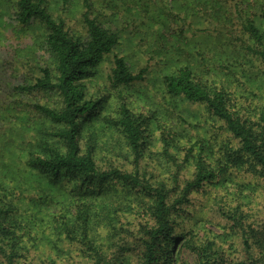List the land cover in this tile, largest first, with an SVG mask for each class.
<instances>
[{
  "label": "trees",
  "instance_id": "obj_1",
  "mask_svg": "<svg viewBox=\"0 0 264 264\" xmlns=\"http://www.w3.org/2000/svg\"><path fill=\"white\" fill-rule=\"evenodd\" d=\"M14 1L20 24L38 18L46 26L45 44L55 62V73L42 67L35 81L16 90L55 88L61 104H35L54 123L49 136L38 138L32 129L27 152L7 160L0 155V264H264V104L254 101L253 91L264 101V0L163 3L183 33L212 46L209 58L176 61L161 78L163 92L178 110L203 107L212 125L210 139L193 141L186 150L185 157H193L190 176L181 180L176 170L168 172L169 181L139 172L137 164L129 169L102 160L94 145L84 148L80 139L82 124L104 102L87 93L84 79L92 68L111 56L106 81L119 91L146 78L148 66L134 71L115 53L122 43L120 30L98 21L88 0L83 2L84 39L71 35L66 21L54 17L44 0ZM186 39L182 53L191 50L193 40ZM239 79L254 95L246 97L247 104L234 99ZM118 107L114 127L137 163L144 153L145 121L126 102ZM165 144L163 156L179 153L168 149L176 143ZM233 181L240 196L227 202L223 194L214 195L215 201L207 202L223 222L221 234H200L194 228L176 232L200 192H210V184L225 190ZM231 239L230 252L224 253L222 243ZM179 242L194 254L195 263L183 260L175 249Z\"/></svg>",
  "mask_w": 264,
  "mask_h": 264
},
{
  "label": "rangeland",
  "instance_id": "obj_2",
  "mask_svg": "<svg viewBox=\"0 0 264 264\" xmlns=\"http://www.w3.org/2000/svg\"><path fill=\"white\" fill-rule=\"evenodd\" d=\"M44 1L54 17L66 21V27L71 35L80 39L86 37L82 23L84 0ZM88 2L91 12L98 21L120 30L122 43L115 49V53L123 55L134 71L148 66V72L143 81L120 87L119 91L110 87L106 81L111 56L92 68L89 76L84 79L87 93H92L104 102L103 107L90 114L80 128L79 134L84 148L87 144L94 145L96 155L102 160L112 159L114 163L117 162L116 165L125 163L129 169H134L137 164L139 172L146 174L154 172L156 178L165 181L170 179L168 172L176 170L181 180L190 176L194 168L193 157L190 155L187 159L186 150L193 141L210 139L212 135L210 118L204 114L206 112L203 107L191 106L188 107L189 111L178 110L170 97L163 92L161 78L176 61L182 63L189 59L193 62L194 55L197 59L203 55L209 58L212 53L211 43L190 36L185 30L183 33L182 25L177 19L170 16L168 18L163 11L162 5L165 0H88ZM17 10L14 0H0V127H3L0 155L6 160L9 159V155L28 151L24 145L28 138L32 139L34 135L27 134L30 130H37L38 138L49 136L54 131V123L41 116L35 104L42 103L50 107H58L61 104V97L55 88L16 90L19 84L29 85L35 81L42 67H49L52 73H55L54 57L45 44L46 26L38 18L32 19L28 24H20L17 21ZM186 37L193 40L190 43L191 47L189 46L191 50L182 53L181 49L188 48L184 45L188 43ZM232 60L235 63L239 62L238 58L236 61L234 58ZM259 66L262 65L255 62V67ZM206 77L222 80L220 76L212 74ZM232 83L237 84L235 81ZM238 83L241 84V89L235 92L237 97L234 94L237 103L247 104L254 95L262 97L257 89L253 90L256 94L251 95L247 91L249 84L244 79ZM232 87L231 90H234ZM258 97H255L254 101L259 105L264 104ZM120 102H126L133 114L145 121L142 127L144 153L137 163L133 154L126 152L124 139L114 127ZM163 137L169 144L176 143V146L169 145L168 149L171 152L179 150L178 154L162 155L166 145ZM192 153H196V147ZM126 156H129V159ZM213 187L218 186L210 184L206 187L210 188V192L207 190L200 192L202 195H197L198 201L182 216V226L176 232L183 233L194 228L200 234L204 232L210 236L221 234L219 225L223 222L214 214L211 207L208 209L207 202L215 201L214 195L220 197L223 194L225 199H222L229 202L241 194L236 181L230 182L225 190ZM243 193L252 195L253 191L245 189ZM204 195H209L210 198ZM230 242L232 239L222 243L226 250L224 253L230 252ZM175 249H178L185 262L195 263L194 254L181 246L180 242Z\"/></svg>",
  "mask_w": 264,
  "mask_h": 264
}]
</instances>
